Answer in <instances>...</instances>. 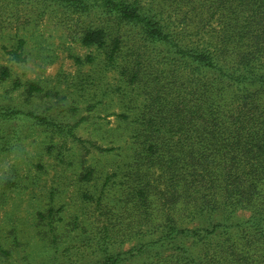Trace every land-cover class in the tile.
<instances>
[{
  "label": "trees",
  "instance_id": "1",
  "mask_svg": "<svg viewBox=\"0 0 264 264\" xmlns=\"http://www.w3.org/2000/svg\"><path fill=\"white\" fill-rule=\"evenodd\" d=\"M0 1L36 5L41 14L95 17L99 23L86 24L78 44L101 51L104 66L118 69L122 89L142 96L133 155L120 184L124 200L118 208L104 207L110 218L93 241L103 243L96 264H122L145 248L141 264H264V0H198V15L187 19L188 12L180 20L195 43L173 35L161 14L138 0ZM124 28L134 31L135 48ZM24 44L17 39L14 60ZM149 46L163 48V61L150 58ZM7 77L4 68L0 78ZM40 90L29 83L27 92ZM12 108L0 107V120ZM239 211L248 219L232 224ZM194 221L205 227L188 228ZM145 234L156 239L122 256L108 250L113 240Z\"/></svg>",
  "mask_w": 264,
  "mask_h": 264
},
{
  "label": "rangeland",
  "instance_id": "2",
  "mask_svg": "<svg viewBox=\"0 0 264 264\" xmlns=\"http://www.w3.org/2000/svg\"><path fill=\"white\" fill-rule=\"evenodd\" d=\"M138 1L161 14L173 35L182 33L195 43L180 20L188 12L187 19L198 15V0ZM46 11L0 1V73L9 70V77L0 78V107H13L7 122L0 120V264H96L102 256L103 243L95 245L99 228L110 218L104 207L118 208L124 200L120 184L133 155L142 96L122 89L118 69L104 66L101 51L78 44L81 29L99 23L95 17L79 20ZM123 30L135 48L134 31ZM18 38L25 44L14 60L10 52ZM162 50L149 46L150 58L163 61ZM88 56L91 63L84 62ZM29 83L41 90L28 93ZM248 217L239 211L232 224ZM187 226L205 227L200 221ZM154 239L145 234L107 247L122 256ZM146 255V248L135 258L124 255L122 264H141Z\"/></svg>",
  "mask_w": 264,
  "mask_h": 264
}]
</instances>
